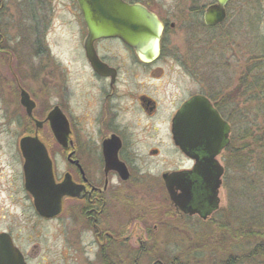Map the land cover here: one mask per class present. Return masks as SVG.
<instances>
[{"label":"flooded vegetation","instance_id":"flooded-vegetation-1","mask_svg":"<svg viewBox=\"0 0 264 264\" xmlns=\"http://www.w3.org/2000/svg\"><path fill=\"white\" fill-rule=\"evenodd\" d=\"M124 1L141 5L156 17L159 26L152 31L159 34L157 42L138 35L129 41L104 36L91 40L82 0L38 3L42 9L62 12L63 41L58 48L72 59L67 67L61 62L47 67L44 57L49 51L41 46L37 52L43 68L25 67L21 76L10 78L16 83L12 102L23 130L19 149L26 199L40 223L59 222L70 239L68 246H94L102 264H225L231 261L229 249L219 253V246H172L171 242L173 231L199 235L203 224L213 232L225 223L231 226L230 217L220 216L221 190L231 174L226 157L231 147V44L228 51L215 49L225 36L229 2L223 23L210 26L206 10L217 0L206 7L190 3L174 11L152 2ZM0 4L4 5L2 0ZM178 32L189 48H181ZM23 91L34 102L33 110L22 104ZM195 99L227 124L228 137L218 154L196 141L184 147L176 142L180 116ZM9 117L16 120L15 112ZM191 118L196 122L184 136L203 135V109ZM26 137H37L45 145L55 183H69L70 195L52 217L38 212L25 186L20 143ZM220 166L216 208L214 184L208 181ZM3 172L0 161V176ZM169 186L186 205L173 202ZM10 207L6 212L0 207V236L8 235L29 264L20 235L12 229ZM83 236L88 237L86 242H80ZM219 254L226 258L219 261Z\"/></svg>","mask_w":264,"mask_h":264},{"label":"rangeland","instance_id":"rangeland-1","mask_svg":"<svg viewBox=\"0 0 264 264\" xmlns=\"http://www.w3.org/2000/svg\"><path fill=\"white\" fill-rule=\"evenodd\" d=\"M2 1L4 5L0 4V161L4 172L0 176V207L6 212L7 205L10 204L12 229L15 234L20 235L22 240L20 248L29 254V264H102L100 259H96L94 246H68V243H71L70 239L67 234H63L59 222L40 223L30 209V202L26 199L22 186L19 139L23 130L18 122L20 117L17 107L12 102L11 94L17 89L16 83L10 78L21 76L25 67L43 68L40 54L37 52L41 46L49 51L46 58L44 57L50 64L47 67L56 66L57 62L68 66L69 60L72 59L71 55L69 53L61 55L58 48V43L63 41L60 39L62 12L56 9H42L38 6L40 0ZM137 1L152 2L164 11H174L190 3H199L206 7L216 0ZM227 10L228 20L223 26L225 36L222 37L221 45L215 49L228 51L227 47L231 44V125L236 128L231 133L232 137L235 133L238 134V123L243 124L242 118L247 114L251 115L252 124L261 125L264 130V0H229ZM230 28L231 33H228ZM183 38L184 35L178 32L176 39L181 41L180 46L185 50L189 47ZM248 68H253L251 76ZM246 72L248 73L246 84L241 85L240 79ZM246 87L258 89L259 93L243 95ZM11 112H15L16 120L10 119ZM248 121L251 123L250 118ZM230 171V181L226 182V186L221 190L220 216L225 220L228 217L232 220L235 214L239 216L241 213L235 212L236 206L248 216L252 215L249 208L253 205L261 206V210L264 202V174L252 168V172L249 173H252V180L255 181L252 184L255 186L251 188L248 180L241 177L238 179L241 174L234 170V166H231ZM211 229L210 225L203 224L201 226L203 234L199 235L189 232L178 234L173 231L172 246L199 244L220 246L219 253L229 249L231 257L240 258H244L247 250L256 247H231L230 239L224 238V233L220 232V229L214 232ZM229 229L231 231V226ZM86 237L83 236L80 242H86L88 238ZM225 258L226 255L219 254V261Z\"/></svg>","mask_w":264,"mask_h":264},{"label":"water","instance_id":"water-1","mask_svg":"<svg viewBox=\"0 0 264 264\" xmlns=\"http://www.w3.org/2000/svg\"><path fill=\"white\" fill-rule=\"evenodd\" d=\"M86 8L83 10L85 20L90 29V39L95 37H121L129 41L134 35L143 37L142 40L159 39L155 31L159 23L156 17L141 5H129L124 0H82ZM229 0H217L210 5L205 14V21L210 26L223 23L227 17L226 6ZM149 28L150 31L144 29ZM154 29V31H152ZM22 104L33 110L34 102L29 95L22 92ZM196 99L186 105L180 116L179 124L175 134L178 145L185 146L186 142L196 141L198 144H206L211 147L212 153L218 154L221 144L228 134L225 133L226 122L217 112H212L209 106H203ZM203 109L204 133L192 137L184 136L185 130L189 129L191 122L196 119L191 115ZM210 124L211 126H207ZM216 147V150H215ZM20 148L25 158L24 172L26 178V189L32 195L35 206L43 216L52 217L60 212L61 200L70 195L69 183L65 180L61 185L55 183L53 165L45 145L37 137H26L21 140ZM210 149V148H209ZM223 167L220 166L218 174L208 181L213 182V190L216 197V208L219 204L218 192L222 184ZM175 176H172L173 180ZM173 202L178 206L186 205L181 196H177L173 186H169ZM8 235L0 236V264H27L21 251L13 245Z\"/></svg>","mask_w":264,"mask_h":264},{"label":"trees","instance_id":"trees-1","mask_svg":"<svg viewBox=\"0 0 264 264\" xmlns=\"http://www.w3.org/2000/svg\"><path fill=\"white\" fill-rule=\"evenodd\" d=\"M247 70L251 76L253 68H248ZM247 76L248 73L246 72L241 77V85L246 84ZM257 91L258 89L246 87L245 94L243 95H250L253 92L255 94ZM248 118H250L251 123H249ZM242 120L244 123H238V134L232 135L231 147L227 148V163L234 166V170L241 174V176H238L239 180L240 177L248 180L251 188H254L255 185L252 183L255 181L252 180V173L249 172H252V168H254L264 174V130L261 128V125L252 124L250 114L249 116L247 114ZM235 129L231 125V133ZM260 207L253 205L249 208L250 215H252L248 216L247 213H243L236 206L235 212L241 214L239 216L235 214L231 220V231L228 224L220 226V232L224 233L223 237L230 239L231 247L256 246L252 250H247L248 254L246 253L247 255L243 256L244 258L231 257V261L227 260L225 264H264V202H262L261 210ZM229 210L231 211V208Z\"/></svg>","mask_w":264,"mask_h":264}]
</instances>
